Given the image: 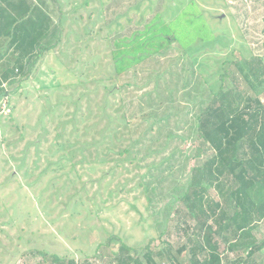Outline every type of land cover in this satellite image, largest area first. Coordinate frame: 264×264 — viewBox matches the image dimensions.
I'll use <instances>...</instances> for the list:
<instances>
[{
	"label": "rangeland",
	"instance_id": "rangeland-1",
	"mask_svg": "<svg viewBox=\"0 0 264 264\" xmlns=\"http://www.w3.org/2000/svg\"><path fill=\"white\" fill-rule=\"evenodd\" d=\"M60 4L61 45L39 58L10 106H0V264L42 261L30 250L108 264L120 241L140 250L167 241L176 252L187 243L180 199L209 156L196 146L198 116L220 86L224 61L264 57V0ZM166 38L175 42L153 55L151 44ZM115 64L126 70L111 78ZM127 122L130 130L117 134ZM58 135L80 140L72 160L71 148L52 147ZM81 143L93 145L89 153ZM254 235L264 240V222ZM225 238L232 235L218 238L220 250L233 262ZM179 259L188 262V252ZM256 260L264 264V248Z\"/></svg>",
	"mask_w": 264,
	"mask_h": 264
},
{
	"label": "trees",
	"instance_id": "trees-1",
	"mask_svg": "<svg viewBox=\"0 0 264 264\" xmlns=\"http://www.w3.org/2000/svg\"><path fill=\"white\" fill-rule=\"evenodd\" d=\"M57 14L58 21L54 19ZM63 16L60 0H0V45L7 46L5 55L0 56V106L5 100L10 106L9 97L30 78L39 58L61 45ZM168 41L159 46L151 44L153 55L175 42L173 38ZM223 64L220 86L211 91L212 96L197 119L196 146L209 156L192 169L190 183L180 199L184 214L180 210L176 213L179 223L185 225L182 229L187 243L174 252L167 241H161L160 247L152 239L140 250L119 240V250L108 264H258L256 255L264 248V240L258 242L254 235L264 222V57H241ZM113 69L111 78L126 70L120 74L116 64ZM14 111L12 107L7 121L13 122ZM44 120L40 119L41 129L47 132ZM74 125L75 132L80 133L79 125ZM124 127L130 130L131 123L120 124L117 134H122ZM61 136H57L52 147L59 151L71 148L68 153L72 160L79 151L80 140H74V144L72 139L61 142ZM6 141L1 138V143ZM131 142L134 147L136 140ZM85 144L88 143H81L80 148L89 153L88 147L93 145ZM67 167L65 162L51 171ZM224 233L232 235L230 240H224L227 252L237 255L233 262L220 250L218 238ZM110 240L100 244L96 252L109 247ZM184 252L189 254L185 263L179 259ZM34 253L43 257L35 264H92L88 259L79 263L67 256L29 251Z\"/></svg>",
	"mask_w": 264,
	"mask_h": 264
},
{
	"label": "crops",
	"instance_id": "crops-1",
	"mask_svg": "<svg viewBox=\"0 0 264 264\" xmlns=\"http://www.w3.org/2000/svg\"><path fill=\"white\" fill-rule=\"evenodd\" d=\"M53 8H51V10H52ZM1 45H3V48H1ZM0 45V56H2V55H5V53H6V43H3V44H1Z\"/></svg>",
	"mask_w": 264,
	"mask_h": 264
}]
</instances>
